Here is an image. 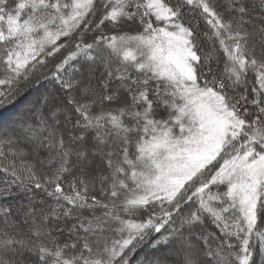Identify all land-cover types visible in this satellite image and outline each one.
<instances>
[{
	"label": "snow or ice",
	"instance_id": "snow-or-ice-1",
	"mask_svg": "<svg viewBox=\"0 0 264 264\" xmlns=\"http://www.w3.org/2000/svg\"><path fill=\"white\" fill-rule=\"evenodd\" d=\"M64 49L0 136V264H264V0H0V98Z\"/></svg>",
	"mask_w": 264,
	"mask_h": 264
},
{
	"label": "trees",
	"instance_id": "trees-1",
	"mask_svg": "<svg viewBox=\"0 0 264 264\" xmlns=\"http://www.w3.org/2000/svg\"><path fill=\"white\" fill-rule=\"evenodd\" d=\"M112 31L115 32L117 29H109L108 26H105V31ZM123 30L130 31L126 26H124ZM91 35L87 37V41L91 42ZM63 42V38L60 41ZM68 49L62 50L60 54H58L54 59L48 58L47 63L40 68L39 71L32 74L31 79L26 83L22 84V91L19 93H16L13 89V92L7 97V98H0V136H3L8 131V126L10 125V121L14 118H17L21 113L25 114V117L28 116V110L29 108L33 107L34 105L38 104L40 101V98L47 94L50 97H58V100L53 101V103H59L61 100L66 101V97L63 93V91L60 88V85L58 81L52 77V72L55 71V64L59 62L60 59L64 55L67 54ZM74 67H87L86 62L83 59H79L77 62L73 63ZM222 66V65H221ZM67 68V71L63 73L64 77L67 78L68 75L72 72V68H69L68 66H65ZM96 73L95 77L92 79L91 83L93 85L98 84L99 78L102 72V68L97 64L96 66ZM3 75V69L0 67V76ZM84 84L88 83L87 77L85 76V79L83 81ZM47 111V109H45ZM67 139V137H65ZM19 147L23 148L25 151L28 152V156L25 157L27 160H32V151H31V145L27 144L25 140L20 139L18 140ZM9 160H14L13 157L9 156ZM74 159V158H73ZM18 163V161H16ZM37 166L38 162H37ZM47 169H45L46 171ZM42 174V173H41ZM7 179L5 174L3 172H0V189L5 187L4 181ZM71 179V177H69ZM13 191L16 192L15 185L12 186ZM213 191H216L215 188L212 189ZM20 196L15 197H0V203H11L16 204L20 201ZM209 230L212 229L211 224L208 225ZM163 231V230H162ZM199 231V229L197 230ZM194 238V243H195ZM170 251L175 252L174 246H167L162 247L158 253H153V250L150 247H143L142 249L138 250L135 254V258L133 259V264H135L136 259H138L140 256L147 254H159V255H170L171 259L173 261V264H175L177 257L173 254L171 255ZM259 255L257 252V264H259Z\"/></svg>",
	"mask_w": 264,
	"mask_h": 264
},
{
	"label": "rangeland",
	"instance_id": "rangeland-1",
	"mask_svg": "<svg viewBox=\"0 0 264 264\" xmlns=\"http://www.w3.org/2000/svg\"><path fill=\"white\" fill-rule=\"evenodd\" d=\"M170 252H171L170 253L171 255L173 254L174 256H176V253L175 252H173V251H170Z\"/></svg>",
	"mask_w": 264,
	"mask_h": 264
}]
</instances>
